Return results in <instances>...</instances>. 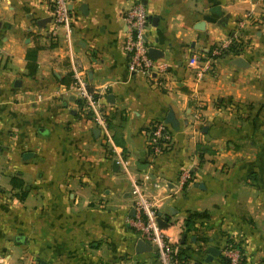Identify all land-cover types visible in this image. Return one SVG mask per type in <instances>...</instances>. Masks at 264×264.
Masks as SVG:
<instances>
[{"label":"crops","instance_id":"obj_1","mask_svg":"<svg viewBox=\"0 0 264 264\" xmlns=\"http://www.w3.org/2000/svg\"><path fill=\"white\" fill-rule=\"evenodd\" d=\"M70 1L69 31L53 43L49 0H0V264H158L137 250L131 178L168 219L177 264L219 263L231 241L243 264H264V0ZM137 2L162 78L128 69L124 10ZM233 33L198 77L189 59ZM74 57L129 174L70 87ZM170 112L173 144L150 159L151 125ZM191 213L202 216L186 226Z\"/></svg>","mask_w":264,"mask_h":264},{"label":"built area","instance_id":"obj_2","mask_svg":"<svg viewBox=\"0 0 264 264\" xmlns=\"http://www.w3.org/2000/svg\"><path fill=\"white\" fill-rule=\"evenodd\" d=\"M70 0H49L51 5V22L49 35L53 43H57L58 27L65 26L67 31L70 28L71 16ZM126 24L123 49L128 58V69L131 73H140L144 76L156 79L167 74V65L149 55V45L146 37L148 14L141 2H137L130 8L124 10ZM237 40L236 33L228 37L218 46H215L210 57L194 55L189 59V66L195 68L197 76H202L199 63L203 60L204 69L210 67L213 58L222 54L224 49L229 48ZM71 84L75 89L86 112L90 115L91 122L100 131L104 145L111 152L116 164L129 174L128 161L122 156V151L115 145L111 129L109 127V113L105 110L99 90L91 88L87 82L86 73L78 58H71L70 63ZM173 133L169 125L162 121H154L148 136V153L150 159L169 150L173 144ZM191 179L189 171L183 172L182 183ZM132 192L134 195L133 215L130 224L135 229L139 239L146 242L156 253L158 264H177L179 262V244L172 242L159 227L157 221V210L150 199L145 196L142 186L138 180L131 178ZM244 252L241 246L234 241L228 242L222 250V260L216 264H243Z\"/></svg>","mask_w":264,"mask_h":264},{"label":"water","instance_id":"obj_3","mask_svg":"<svg viewBox=\"0 0 264 264\" xmlns=\"http://www.w3.org/2000/svg\"><path fill=\"white\" fill-rule=\"evenodd\" d=\"M211 11L213 13H215L219 17H221V15H222L221 12L219 11V8L212 9ZM161 54H162L161 52H157V49L156 48H149V55L151 57L157 58ZM238 60H242V58H239ZM165 122L166 123H171L173 126H176L177 125V122L174 119L172 112H170L168 114V117L166 118ZM27 154H25V156ZM157 216H158L157 221H158L159 227L160 228L166 227L167 226V223H168V219L167 218H164L163 219L161 212H158L157 213ZM150 249H151V247L146 242H144L142 239H138V241H137V250L143 251V250H150ZM218 254H219V250H215L212 247L208 248V255L205 258V262H207V263L208 262H211L212 259H213V257L215 255H218ZM40 264H49V263L48 262H45V261H40Z\"/></svg>","mask_w":264,"mask_h":264},{"label":"trees","instance_id":"obj_4","mask_svg":"<svg viewBox=\"0 0 264 264\" xmlns=\"http://www.w3.org/2000/svg\"><path fill=\"white\" fill-rule=\"evenodd\" d=\"M202 215L198 214V213H191L188 218L186 219L185 223L186 226H189L190 222L192 221V219L196 218V217H200ZM179 260L183 259L182 257V252L181 250L179 251V255H178Z\"/></svg>","mask_w":264,"mask_h":264}]
</instances>
